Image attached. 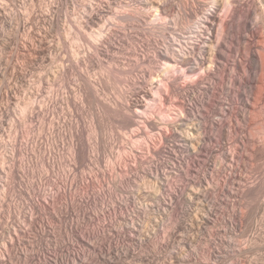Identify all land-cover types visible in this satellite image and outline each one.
Instances as JSON below:
<instances>
[{
	"label": "rangeland",
	"instance_id": "obj_1",
	"mask_svg": "<svg viewBox=\"0 0 264 264\" xmlns=\"http://www.w3.org/2000/svg\"><path fill=\"white\" fill-rule=\"evenodd\" d=\"M4 1L12 2L13 0H0V2ZM75 1L69 0L67 2H64L63 0H48V3H58L60 14L59 25L61 31L64 28H68V22L73 19L75 11L74 9L76 5ZM106 1L109 2L110 0H81V4L83 3L84 5H91L88 13H92L93 16H96L99 14V9L104 7ZM127 1L129 2V0H113L112 2L116 3L114 7L115 10L117 8L119 10H122V7L119 5L124 2L125 6ZM191 1L192 3L187 1V8L189 9L188 13L194 12L196 10L194 13L197 12L196 15L198 17L203 15L208 4H212V0H197L198 3L194 0ZM41 2H43L44 5L47 4L46 1L35 0L36 14L32 18L33 24H38V26L41 28L40 32L37 31V33L35 30H39V27L33 26V30L35 31L33 32V34L36 33L34 39L35 43H31L30 41L27 43V27L26 31H24V29H20V32L17 30L19 29V24L16 25V23H20V20H18L17 22L14 21L13 23L16 22L15 24L11 23L12 25L10 24V27H7V31L2 32L3 34H0V114L5 109L9 110V116L6 122L3 125L0 123V168L3 169L0 170V263L8 264L11 262L15 264H57L59 262L61 264H264V79L262 77V75L264 76V72H260V68L255 70L253 74L257 75H253V79H257H255L256 81H252V85H254L247 88L242 87L240 79H242L244 67L242 68L243 65L241 66L240 64L243 63L242 56L239 55V58L237 57V39L234 40L235 38H237L236 28H238V23L240 22V15L244 13L242 20L244 21L246 19V22H244L248 25L253 22V19L255 18V16L252 15L253 13H251V5L253 4H249L251 7L247 6L246 4H244L245 6H229V9L227 8L228 10L226 8H223L224 10H221V12L219 13V16L223 17L222 20L224 21L225 19V22L230 27V31L225 32L226 34H224L223 32V34L226 35L223 36V34H220L222 33V31L220 32L219 30L221 29V25H219V23L217 25L219 27V29L217 27L219 31L217 32L218 37L216 38V40H222H218L219 45L221 46L220 52H224L223 57L226 58L221 59V62L217 65L216 68L219 69V71L215 69L216 72L213 71V73L211 74H208L209 71H203V74L201 73L202 75L200 74L199 76L202 77H196V81H193L195 80V78L193 80L190 78L192 80L190 81V79H186L185 77H183V72H179L177 73V75L175 74L177 77L174 76L173 73H170L173 76L172 77L170 75L171 78L168 76L169 74H166L162 77L165 81H170L172 79L170 82H172L174 79V86L178 87L180 90L182 88H185L182 90H191L190 98H195V107L193 106L194 112L192 111L191 115L199 110L200 113L203 114V116H199V111V114L197 113V115L199 117H203L204 119L206 115V105L210 101V99L214 98L215 101L213 103L215 104V110L212 113L210 112L211 114L209 113V115H206V117L209 120L215 118L217 119V121L218 119L221 120L220 118H224V125L227 126V129L231 126L229 123L231 110L228 109V107L232 109L236 106V104H234V101H230L232 100V97L227 98V95L222 93V87L224 89H226L227 87H232L233 92L235 91L237 93L240 92L241 94H247L251 99L250 106L247 108L248 110L245 109L247 110L246 115L248 114L247 118L249 121L247 127L245 126L247 128V131L245 130L243 135L248 137V139L251 138V140L255 141L254 145L252 144L253 148L251 146V151L246 150L244 151V154L242 153L243 159L245 160H243V163H240L241 165H238L236 160L238 158L237 156H239L238 153L232 152L233 145L230 146V144L232 143L231 140H229V142H231L230 144L228 143V140L222 144L224 148L219 145L217 149L218 153L212 155L213 158L211 160L215 161L219 160L220 157L224 155L223 153L225 151V153H227L228 155L232 153L233 156H230L231 158L229 157V161L227 160V162L225 163V168L223 169V171L221 170L220 174V179L224 180L230 172V174L227 176V178H230L227 186L228 189H226V187L223 188V192L220 191L221 195L219 194L218 197L216 196L217 198L215 197V195L212 196V199L217 200L215 201V203L216 208H218L216 209V212L211 216L210 221L206 222L205 218L207 216L208 210L202 207V203L198 201L190 202L187 197L188 195H190V193L193 192V190L194 192H196V190L201 188L197 185V183H195L194 185V183H190V181L192 180V178L196 181V177L200 179V177H202V175L204 174V163L207 161V158L211 156V154H209L208 152L210 150L206 146L205 151L204 149H202L201 152H199L200 156H196L193 154V150H191L192 147L189 152H185V149L182 148L183 140L185 138L183 131L186 130V126L180 127V130L178 131L179 133L173 131V127L171 126L172 121H169L171 120L172 115V113H169L171 111H168V109H170V104L167 103L166 106H164L165 108H159V101L157 100V98L159 99V97H157V95L155 94V91L157 89H159L161 86L163 87L162 84L159 85V78H161V75L164 74L161 72V70L163 69V67H165V60L162 58H153V49H155V47L158 45L160 47H163V43L164 45L170 44L168 42L173 39L172 35L174 34V32H182V35H180L181 33H177L178 36L180 35V37L178 38L182 43L185 42V38L188 41L194 37L196 38V36L197 40L199 39L200 41L201 38L198 37L197 33L194 32L196 30L191 29V26H193V24L195 23L194 21H196V15L194 13H191V15L189 14L188 17L186 15L187 18L185 17L184 20L180 18L182 23H180L181 21L179 22L178 20L179 24L176 25L177 27H175V25H172V29H169L168 33H166V31L164 33L166 35L163 36V32L159 30L160 28H155L154 30L151 27L153 23L156 24L157 22L158 24L159 22H161V20L154 21V19L156 18L155 14H157L156 8L153 9L151 7V9L150 7H148V9L147 7H145L143 9L141 6L133 5V8H129H138L136 10L139 11V14H136L137 16L135 15L136 18L138 20L140 17V20H142L143 18L141 22L135 20L137 23H134H139V25L135 24L134 27L138 26V28L132 27L133 30L132 28H130L131 32L133 33H131L130 36H126L122 34V32L119 33V31H121V28L119 26H121V24L123 25V23H119L116 27L112 26L111 32H109V35L106 37L107 39L105 38L102 42L104 46L102 47V49L104 50L107 47V49L109 48L108 52H101L102 54L98 55L96 52H94V55L97 56V58L95 56H90L91 60L89 59V62L91 61L95 63L88 62L89 66H86L88 65V63H82L81 66L79 65L80 67L78 66L77 68L76 66H74L73 61L69 63L71 61H69V58L72 59V56L66 53L67 49H63V47L61 49L58 45H56V41L59 40V33L57 32L56 28L52 29L48 24H44L42 19L43 9L39 7ZM205 2L208 4H206ZM198 4L199 6H197ZM200 5H202L203 7H201ZM196 6L198 8H196ZM171 9V11H169L171 12V15L173 17L176 15V12H173V9L174 11L176 9L174 7H172ZM0 11L2 12V10ZM200 11L203 12L200 13ZM172 12L175 14L173 15ZM93 13H95V15ZM1 14H3V12ZM139 15L140 17L138 18ZM190 16L193 18H191ZM172 17H168L167 20L170 21L171 19H173L171 20V22H173L174 18ZM189 23L191 24V26ZM92 24L89 23L83 33L77 30L69 31V37L72 39V42L79 43V41L76 39L80 35V37H82V40L84 38L83 41L88 46L87 42L90 41V38L88 41L87 38L93 32L92 28L95 27L94 30L97 29V26H94V24L92 26ZM0 26H2V24ZM147 28H149V30H147ZM257 30H259L258 32H263L264 36V27L262 25H257V27L255 26L251 28L248 33L252 34ZM190 31H193V33H195L196 35L192 32L190 33ZM172 32L173 34H169ZM232 38L234 41L232 40ZM40 40H43L46 45L44 44V46L41 44L39 46V43L42 42ZM46 41L49 43H47ZM247 41L248 43L250 42L249 39H247ZM172 42L173 41H171V44ZM262 42V40L261 42L259 41L258 45H262L264 43ZM29 43L31 44L29 45ZM36 47H38L39 49ZM45 47L47 49H45ZM58 47L60 48V50ZM36 49L38 51H36ZM41 49H43L44 51ZM39 50H41L43 54ZM255 50H258V52L260 51L262 53V50ZM29 52L31 55L29 54ZM65 54L67 55V57L65 56ZM57 55H59L60 59L65 57L64 59H66V62L69 63L72 68L69 66L70 69H67L69 71H66V74H64L63 76L60 74L56 75L57 77L51 75L52 77L50 76L51 79L49 83L46 82L44 84V90L45 92H47V94L45 93L41 98L48 96V93H50L51 90L53 92H67V94L71 98H73L71 103L72 105L70 107L69 105L61 104L62 111H60L59 113L61 114V116H63L62 120H59L54 116H49L46 117V122H43V124L40 120V122H36L32 126L28 125L27 111L26 114L22 111L27 103V84L25 81H27V78H32L34 81H37L42 73L45 74L51 72H46V69H49L47 66L52 65L49 64L51 63V59L52 57H56ZM47 56L49 57V59ZM140 56L143 59H141ZM146 56L147 58H145ZM260 56L261 55H258L257 53L259 61L261 59ZM234 61H236L239 66L237 67L238 69L233 72L234 75L236 74L235 76L237 82H235L234 85H230L232 76L230 70L233 71V69L231 68L234 64ZM42 62H44V66L46 68H42V66H40ZM221 63L224 64V68L222 67ZM226 66H228L229 69L228 67L226 68ZM225 68L227 71L225 70ZM85 69L88 73V75L86 74V77H88L89 79L97 80V86L100 89L99 98L101 100L93 103L95 99L94 97H91V94L90 98L89 96H86L84 102L79 103V106H73L74 99L77 100L76 96H79L81 94L80 87L83 86L86 88L88 86V83L85 82L88 80V78H82L79 74L80 71H84ZM257 72H260L261 75H258L260 73ZM179 74H181L182 76H179ZM223 74L225 76L224 82L221 81V77H223ZM158 75H160V77ZM85 78L87 80H84ZM175 79L177 80L175 81ZM260 79H262V82ZM89 81L90 80H88V82ZM220 84H222V86H220ZM217 86L218 88L216 90ZM213 87L215 89H213ZM162 89L164 91V88ZM148 92L153 93L148 97H145L144 93L147 94ZM233 92L232 94H234ZM14 94H16V100H10V96ZM129 103L132 105L134 103L131 109L128 108ZM135 104L137 105V107ZM109 105H112V107L107 111L106 109L109 107ZM149 105L150 107H148ZM149 109L151 110V112ZM45 113L46 112L44 111L43 115ZM142 113L145 114V116H149L150 121L152 119L155 120L156 122L152 120L153 123L157 124L160 127L159 128L157 126L158 129L161 130H158L156 127V130H154V132L150 131V129H144L142 131V135L145 138L148 135H152L153 141L151 142H154L155 145L154 143L150 142L149 145L152 144L150 147H148L149 145L147 146L146 144H138V141H140L141 139H127L126 141L124 139V137L130 135V133H132L134 129H137L139 128V126H141V120L147 117H143L141 115ZM65 118H67V121L65 120ZM70 119L71 123L68 122L70 121ZM53 121H55L56 123ZM54 123L56 124V126L54 125ZM159 123L163 126H166L168 124L169 129L167 126L163 129V126L159 125ZM42 125H44V127H42ZM53 125L55 126L54 128L56 130L54 128L52 129ZM30 127H33V132L31 134L29 131L31 129ZM77 127H80V129L82 130V139L78 138L81 136L77 137L75 135ZM50 128L51 130H54L53 133ZM167 130L169 131V134ZM172 131L174 133H172ZM188 131L189 126H187V132ZM160 132L163 133V135L161 134V136L164 139H161V137L159 136ZM54 133L55 136L53 135ZM216 133L217 130L216 132H213V135L211 134V136H213L214 138ZM36 136L38 137V139ZM39 136H45L46 138ZM50 136L53 137L49 138ZM30 137L31 139L29 140L31 145H35L40 139H42L39 141L40 143L38 142L39 144L37 143L41 147L36 145L38 148H40L37 152L38 148L36 147L37 149L35 150V153H33L35 157L44 155L43 153H45V151L42 149H46L47 144L54 139L52 143H50V146H48H53L54 148V146L56 145V150L54 149V153L57 152L58 155L57 153H55L54 156L58 157L60 155V159H58L61 161H63V158L61 157L68 158L70 160L72 158L70 143L71 140L73 141V137H76L74 140H76L77 143L79 141V143L81 144L85 142L84 144L86 146H84L87 149H92V151L94 153H97V155L91 157V159L87 162V166L80 168H77L74 162H70L68 164L64 159L65 162L60 163L64 165L59 166L60 164H58L55 169L49 168L48 170L52 169L51 171H49L50 173L48 172V170H46V167L39 165L37 162L34 168H32L30 171H27L26 143L27 139ZM61 138L64 140L63 142ZM46 139H48V141L47 143L45 142V144L44 141ZM13 140H16V150L14 152V142L13 144L11 143ZM256 140L258 141L256 142ZM133 141H136L137 144ZM57 142L59 143L57 144ZM58 145L62 146H59L61 149L59 147L56 148ZM145 145L149 149L145 147ZM176 145L179 147H176ZM140 147H142L143 149H141ZM130 148H134V150L136 149L135 154L137 157H134L135 159L130 156V159H126L122 162L123 165H119L122 169H120V167L118 166L115 172L106 170L109 160H112L117 156L123 158L122 156H126L125 153ZM172 149L176 151L174 152ZM229 151L231 152L230 154ZM30 153L32 156H34L32 152ZM59 153H61L62 155ZM189 153H192L193 155L191 154V156ZM192 157H194V159L196 157L195 161H197L195 162ZM232 157H235V160L233 161L238 166L231 160ZM95 160L99 161L97 162ZM175 160L179 161L177 164L179 169L182 168L181 170L184 171V173L187 172L188 174V176L185 174L183 175H185L189 179L191 178L189 181L187 179L178 181L180 185H178L177 190H181L177 192V194L179 193V195L181 196L184 195L183 200L182 198L181 200L179 198L177 199V203L176 201L174 202L176 203L173 205L175 209L168 205L170 203L169 201H166L165 204L163 203L160 209L155 207V204L154 207L151 208V206L149 205L154 203V201L153 198L151 200V196L149 195L150 191L148 192V190H150V188L148 189V182L144 184L145 180H143L144 183L139 180L135 181V177L134 180L129 181L126 179V176H130L133 179V174H135L136 169L138 171H143V167H148L150 165H153V163L154 165L158 163L157 165L160 167L161 171L168 170L169 173H171L170 168L172 164L176 163ZM126 162L128 163V165H126ZM212 162L213 161H211L210 164H212ZM12 163L16 164V171L14 173H12L11 170ZM65 165H67V167ZM58 166L61 171L58 169ZM94 166H98L101 171H93ZM53 170L57 172H53ZM68 171L72 172L73 175ZM82 172H87L94 176V181L90 185L89 189L82 186L85 189L83 190L81 185L79 186L77 184L78 182L81 183L80 181L83 180H81L82 177H78L82 176ZM108 172L111 174H109ZM59 173H61L62 176H60ZM65 173L69 174L70 176H66ZM113 173H116L114 174L116 177L115 183L111 182L110 179V177H114V175H112ZM231 173L234 176H232ZM57 174H59V176H56ZM208 175L210 178L209 181L213 182L216 176L214 167H211ZM171 176L172 175H170L169 177V179L171 178V181H169L168 179L165 180V182L163 181V184L165 185L164 191L167 192L166 194L170 193L169 190L172 187V180L174 179V177ZM65 178L70 179L67 180ZM70 183L73 184L69 186ZM255 184H259L262 192L261 195L255 199L245 198L244 192L247 186H252ZM66 185H68V187ZM76 185H78V187ZM67 188H73L74 190L65 193L64 191ZM230 188L233 189L232 192H230ZM61 192L64 193L62 194ZM232 193L235 194L233 195ZM72 199L76 200L72 201ZM33 205H35L36 208ZM147 205L148 208H144ZM44 206L48 207V211L45 212V210H43ZM139 207L141 209L143 208L142 211H140L141 209ZM68 208L70 209L71 213L66 212ZM78 208H83V210H87L90 214H87L86 217L80 216V219H78L75 213ZM145 209H149V212H147L146 214L145 211H143ZM229 222H234L235 226L231 227L232 225H230ZM71 225L75 227L73 233H70V230L67 228V226L70 227ZM141 234H151L154 237L147 239V241H145V243L141 245L138 242ZM78 237H85V242L81 241ZM128 250L130 251L129 256L126 254ZM1 257L3 258V260Z\"/></svg>",
	"mask_w": 264,
	"mask_h": 264
},
{
	"label": "bare ground",
	"instance_id": "obj_2",
	"mask_svg": "<svg viewBox=\"0 0 264 264\" xmlns=\"http://www.w3.org/2000/svg\"><path fill=\"white\" fill-rule=\"evenodd\" d=\"M43 1H46V5H44V3L43 2H41L40 3V8H42L43 10H42V19H43V22H44V24H48L49 26H50V28H56V30H57V32L59 33L58 34V38H59V40L58 41H56L57 42V44L56 45H58L61 49H62V47H63V49L64 48H66L67 49V51H66V53H68L70 56H72L71 58L73 59H70L69 58V56H68V58H69V63H71L72 61H73V63H74V66H76L77 68H78V66L80 65L81 66V64L83 63H88L89 62V59L93 56H95L94 55V52H96L97 53V55L98 54H102L103 52L105 53H107L108 52V50H109V48L107 49V47L103 50L102 49V47H104L103 46V41H104V39L109 35V32H111V28H112V26H117L119 23H123V25L121 24V26H119L120 28H121V31H119V30H117V31H119V33H121L122 32V34H124V35H126V36H130V34L131 33H133V32H131V30H130V28H132V27H134V25L137 23L135 20H138L137 18H136V14H139L138 12L139 11H137L136 9H138V8H134V9H130L129 7H131V8H133V5H135V6H141L143 9L145 8V7H152L153 9L154 8H156V12H157V14H155V19H154V21H159V20H161V22H159L158 24H157V22H156V24L155 23H153L152 24V28L155 30V28L157 29V28H160L159 30H161L162 32H163V36L164 35H166V34H164L166 31V33H168V31H169V29H172V25H175V27H177L176 25L177 24H179V22L181 21L180 20V18L181 19H185V17H186V15H187V17H188V15L190 14L191 15V13H194V12H191V13H188L189 11V9L187 8L188 6H187V4H188V2L187 1H189V2H191L192 3V1L191 0H129V2L127 1V3L125 4V6H124V2L122 3V4H118L119 6H121L120 8L122 9V10H119L118 8L115 10V2H112L111 0V2L109 1H106V4H104V7L103 8H101V9H99L100 11L98 12L99 14L98 15H96V16H93L92 15V13L91 14H89L88 13V10H90L89 8L91 7V5L89 6L88 4H86V5H84L83 3L81 4V0H74L75 1V11H74V16H73V19L70 21V22H68V28H64L62 31H61V29H60V25H59V20H60V14H59V7H58V3L56 4V2H49L48 3V0H43ZM64 2H67V1H69V0H63ZM194 1H197V0H194ZM73 2V1H72ZM100 2V1H99ZM101 2H103V1H101ZM209 2V1H208ZM118 3V2H117ZM197 3H198V1H197ZM203 3V2H202ZM206 3V2H205ZM250 3H252L253 5H251ZM74 4V3H73ZM101 4V3H100ZM201 4V3H200ZM206 4H208V3H206ZM244 4H246L247 6H252V9H251V13H253L252 15H254L255 16V18L253 19V22H251V24L250 25H248L247 23H245L246 21V19L243 21L242 19V17L244 16V13L242 14V15H240V22L238 23L239 25H238V28H236L237 29V38H235L234 40H236L237 39V41H236V44L238 45V47L237 46H235V47H237V49H238V52H237V57L239 56V55H241L242 56V62L243 63H240L241 64V66H242V68L244 67V73H243V76H242V79H240L241 80V83H242V87H244V88H247V87H251V86H253L252 85V81H256L255 79H257V78H255V79H253V75H255V74H253V72L255 71V70H257V69H259L260 68V72H264V53H263V51H264V36H263V32L261 33V32H258L259 30H260V27H259V30H257V31H255V32H253L252 34H249L248 33V31L249 30H251V28H253V27H257V25H262L263 27H264V0H212V4H208V6H207V8H205V11H204V13H203V15H201L200 17H198L197 15H196V13H194L196 16H195V20L196 21H194L195 23L193 24V26H191V24H190V26H191V29H193V30H196V31H194L195 33H197V35H198V37H200L201 38V40L199 41V39L197 40V36H196V38L194 37V38H192L191 40H188L187 41V39L185 38V42L184 43H182V42H180L179 41V38L178 37H180V35H182V32H180V33H178V31H177V33L178 34H180L179 36L177 35V33L176 32H174V34H173V32L172 33H169V34H173L172 35V37H173V39L171 40V41H173L172 42V44H171V41L170 42H168V43H170V44H167V45H164V43L162 44L163 45V47H160L159 45L158 46H156L155 47V49H153V51H154V53H153V58L154 59H156V58H162V59H164L165 60V63H164V66L165 67H163V69L161 70V72L162 73H164L163 75H161V78H159L160 80V84L159 85H163V87L161 86L159 89H157L156 91H155V89H154V91H155V94L157 95V97H159V99L157 98V100L159 101V108H162V107H164V106H166V104L168 103V104H170V109H168V111L170 110L171 112H169L170 114L172 113V115H171V120H169V119H166V120H169V121H172V125L171 124H169V125H171L172 127H173V131H175V132H178L179 130H180V127H185L186 126V133H185V131H181L185 136V138H184V140H183V149H185V152H189V150L191 149V147H192V149L191 150H193V154L194 155H196V156H200L199 155V152H201V150L202 149H204V151H205V147L207 146L208 148H209V150L210 151H208L209 152V154H211V156H209L208 158H207V161L204 163V165H205V167H204V170H203V172H204V174L202 175V177H200V179L198 178V177H196L197 178V180L195 181V180H193V178H192V180L190 181V183H194V185H195V183H197V185L198 186H200L201 188H197L198 190H196V192H194V190H193V192L192 193H190V195H188V200L190 201V202H196V201H198V202H200V203H202V207L205 209H207L208 211H207V216H206V218H205V221L206 222H209L210 221V218H211V216L216 212V209L218 208H216V203H215V201H217V200H214V199H212V196H214L215 195V197L217 196H219V194H220V191L221 192H223V188H225L226 187V189H228L227 188V186H228V181H229V177L227 178V176L230 174V172H229V174L226 176V179H224V180H222V179H220V174H221V170L223 171V169L225 168V163L227 162V160L229 159V157L230 156H233L232 155V153L229 151V154L230 155H228L227 153H223L224 155H222V157H220V159L219 160H211L212 158H213V156L212 155H214L215 153H218L217 152V149H218V146L219 145H221L222 146V144L223 143H225V141H227L228 140V143L230 144L231 142V144H230V146L231 145H233L232 146V148H233V150H232V152L233 153H238V155L239 156H237L238 158L236 159L237 160V163H238V165H241L240 163H243V160H245V159H243V156H242V153L244 154V151H251V149L253 148V145H254V140H251V138H249L248 139V137H246V136H244L243 134H244V132H245V130L247 131V124H248V118H247V115H246V111L248 110L247 108L250 106V101H251V99H250V96L249 95H247V94H244V93H237V92H233V90H232V87H227L226 89H227V92H226V89H224L223 87H222V89H221V91H222V93L223 94H226L227 95V98L228 97H232V100H230V101H234V104H236V106L234 107V108H229L228 107V109H230L231 111V117H230V120H229V123H230V127L227 129L226 127V125H224V123H225V121H224V118L222 119V118H220L221 120H219L218 119V121H217V119H207V117H206V115H209V113L211 112H213L215 109H214V106H215V104L213 103L215 100H214V98L213 99H210V101L207 103V105H206V109H205V118L203 119V117H199V116H203V114H201L200 113V111H199V113L201 114H199L198 113V111L197 112H195V113H193L192 115H191V112L193 111V106L195 107V105H194V100H195V98L193 97V98H190V95H191V93H190V91L191 90H182V89H185V88H182L181 90L178 88V87H175L174 86V84H173V81H174V79H173V81L172 82H170L169 80L168 81H165L164 80V78H162L164 75H166V74H169L168 76L170 77V73H173V75L174 76H176L177 75V73H179V72H183L182 73V75H183V77H185L186 79H194L195 78V80H193V81H196V77L198 78L199 76H200V74L202 73L203 74V71H209V73L208 74H211V73H213V71L214 72H216V70L215 69H217L216 67H217V65L221 62V59H226L225 57H223V53L224 52H220V45H219V42H218V40H216V38L218 37L217 36V32L220 30V32L222 31V33H220L221 35L223 34V32H224V34H226L225 32H227V31H230L229 30V26H228V24L225 22V19H224V21L222 20V18L223 17H221V16H219V13L221 12V10H224L223 8H228L229 9V6H231V7H234V6H245ZM250 4V5H249ZM99 5V4H98ZM117 5V6H118ZM131 5V6H130ZM193 5V4H192ZM194 5H195V2H194ZM116 6V7H117ZM134 6V7H135ZM197 6H199V4L197 5ZM196 6V8H198ZM201 7H203L202 5H200ZM206 6V5H205ZM250 6V7H251ZM169 7H174L176 10L174 11V9H173V12H176V15L175 16H173L172 17V15H171V8H169ZM192 7V6H191ZM140 8V7H139ZM151 8V9H152ZM195 8V9H196ZM249 8V7H248ZM94 9V8H93ZM141 9V8H140ZM149 9V8H148ZM150 9V10H151ZM171 9V10H170ZM227 9V10H228ZM0 10H2V12H3V14H1L2 12L0 11V25L2 24V26H0V31H1V33L0 34H3L2 32H6L7 31V27L11 24V23H13L14 21H18V20H20L21 22L20 23H16V25L17 24H19V29H17L19 32L21 31L20 29H24V31H26V27H27V43L30 41L31 43L32 42H34V39H35V34H33V32H37V31H39L40 32V27L38 26V24L36 25V24H33V20H32V18H33V16L36 14V9H35V0H13L12 2H9V1H4V2H0ZM92 10V9H91ZM97 10V9H96ZM170 10V11H169ZM191 10V9H190ZM198 10V9H197ZM142 11V10H141ZM140 11V12H141ZM152 11V10H151ZM199 11V10H198ZM89 12H91V11H89ZM172 12V14L174 15L175 13H173ZM201 12H203V11H200V13ZM96 13V12H95ZM95 13H93L94 15H95ZM145 13V12H144ZM193 14V15H194ZM90 15V16H89ZM91 15H92V17H91ZM136 15V16H135ZM144 15V14H143ZM192 15V16H193ZM251 16V15H250ZM140 17V15L138 16V18ZM146 17V16H145ZM151 17V16H150ZM168 17H172V18H174V21L173 22H171V20H173V19H171V18H169V19H171L170 21H168L167 19H168ZM186 17V18H187ZM191 17V16H190ZM246 17V16H245ZM141 18V17H140ZM140 18H139V22H141L142 20H143V18H142V20H140ZM191 18H193V17H191ZM253 18V17H252ZM189 19V18H188ZM145 20V19H144ZM178 20H179V22H178ZM187 20V19H186ZM191 20V19H190ZM41 21V20H40ZM150 21V20H149ZM153 21V22H154ZM134 22H136V23H134ZM183 22H185V21H183ZM188 22V21H187ZM186 22V23H187ZM190 22V21H189ZM225 22V23H224ZM15 23H13V24H15ZM89 23H93L94 24V26L96 25L97 26V29H95L94 30V28L95 27H93L92 29H93V32L89 35V37L87 38V41L89 40V38H90V41H88L87 43H88V46L86 45V43H84V38H83V40H82V37H80V35L77 37V39L76 40H78L79 41V43L78 42H76V43H74V42H72V39L69 37V31H72V30H77V31H79V32H81V33H83V31L84 30H86L85 28H87V26H88V24ZM180 23H182V21L180 22ZM218 23H219V25H221L220 26V28L221 29H219V27L217 26L218 25ZM93 24H92V26H93ZM142 24V23H141ZM12 25V24H11ZM32 25V26H31ZM136 25H139V23L138 24H136ZM146 25H147V23H146ZM184 25V24H183ZM33 26H38L39 27V30H33ZM143 26V25H142ZM150 26V25H149ZM180 26V25H179ZM188 26V25H187ZM186 26V27H187ZM10 27V26H9ZM12 27V26H11ZM17 27V26H16ZM30 27V28H29ZM43 27V26H42ZM114 27V28H115ZM118 27V28H119ZM174 27V26H173ZM181 27V26H180ZM217 27H218V29H217ZM117 28V29H118ZM134 28H138V26L137 27H134ZM185 28V27H184ZM262 28V27H261ZM43 29V28H42ZM45 29V28H44ZM90 29V28H89ZM152 29V30H153ZM174 29H176V28H174ZM173 29V30H174ZM186 29V28H185ZM235 29V30H236ZM9 30V29H8ZM29 30V31H28ZM32 30V31H31ZM46 30V29H45ZM113 30V29H112ZM115 30V29H114ZM132 30H133V28H132ZM147 30H149V28H147ZM151 30V31H152ZM172 30V31H173ZM181 30V29H180ZM262 30V29H261ZM47 31V30H46ZM124 31V32H123ZM135 31V30H134ZM137 31V30H136ZM254 31V30H253ZM263 31V30H262ZM15 32V31H14ZM43 32V31H42ZM89 32V31H88ZM159 32V31H158ZM161 32V33H162ZM171 32V31H170ZM185 32V31H184ZM193 33V31H190V33ZM38 33V32H37ZM86 33V32H85ZM160 33V34H161ZM189 33V34H190ZM195 33H193V34H195ZM229 33V32H228ZM235 33V34H236ZM25 34V33H24ZM41 34V33H40ZM48 34V33H47ZM223 34V36H226V35H224ZM19 35V34H18ZM18 35H17V37H18ZM22 35V34H21ZM42 35V34H41ZM121 35V34H120ZM168 35V34H167ZM196 35V34H195ZM234 35V34H233ZM5 36V35H4ZM85 36H87V35H85ZM191 36H192V34H191ZM2 37H3V35H2ZM23 37V36H22ZM44 37H46V36H44ZM83 37H84V35H83ZM220 37H222V36H220ZM235 37V36H234ZM171 38V37H170ZM191 38V37H190ZM13 39V38H12ZM19 39V38H18ZM37 39V38H36ZM107 39V38H106ZM247 39H249V43H248V41H247ZM38 40V39H37ZM46 40V39H45ZM49 40V39H48ZM184 40V39H183ZM232 40H233V38H232ZM233 40V41H234ZM261 40L263 41L262 43V45H258V42L260 41L261 42ZM40 41H42V42H40L39 43V46L42 44V45H44L45 43H44V41L43 40H40ZM187 41V42H186ZM219 41H222L221 39L219 40ZM247 41V42H246ZM47 42V41H46ZM85 42H86V40H85ZM31 43H29V45L31 44ZM35 43V42H34ZM47 43H49V42H47ZM105 43H106V41H105ZM166 43V42H165ZM222 43V42H221ZM247 43H248V45H247ZM52 44V43H51ZM156 44V43H155ZM233 44H235V43H233ZM37 45V44H36ZM46 45V44H45ZM44 45V46H45ZM21 46V45H20ZM35 46V45H34ZM38 46V47H39ZM44 46H43V49H44ZM52 46V45H51ZM110 46V45H109ZM117 46V45H116ZM228 46V45H227ZM29 47V46H28ZM38 47H36V48H38ZM42 47V46H41ZM47 47H49V46H47ZM58 47V48H59ZM231 47V46H230ZM234 47V48H235ZM10 48V47H9ZM30 48V47H29ZM60 48H59V50H60ZM7 49V48H6ZM27 49V48H26ZM34 49V48H33ZM39 49V48H38ZM43 49H41V50H43ZM45 49H47L46 47H45ZM50 49V48H49ZM53 49V48H52ZM255 49H259V50H262V53L259 51L258 52V50L256 51ZM17 50V49H16ZM31 50V49H30ZM41 50H39V51H41ZM227 50V49H226ZM13 51V50H12ZM36 51H38L37 49H36ZM44 51V50H43ZM65 51H64V53H65ZM231 51V50H230ZM42 52V51H41ZM46 52V51H45ZM52 52V51H51ZM63 52V51H62ZM102 52V53H101ZM117 52V51H116ZM258 53V55H261L260 56V61H259V59H258V57H257V53ZM14 53V52H13ZM48 53H49V51H48ZM60 53V52H59ZM119 53V52H118ZM122 53V52H121ZM138 53V52H137ZM11 54V53H10ZM29 54H30V52H29ZM42 54H43V52H42ZM61 54H63V53H61ZM61 54H60V57H61ZM108 54H110V53H108ZM120 54V53H119ZM226 54V53H225ZM15 55V54H14ZM31 55V54H30ZM35 55V54H34ZM40 55V54H39ZM52 55V54H51ZM114 55V54H113ZM117 55V54H116ZM115 55V56H116ZM139 55V54H138ZM45 56V55H44ZM58 56V57H57ZM56 57H52V59H51V63H49V64H52L51 66H47L49 69H46L47 71L46 72H48V71H51V72H49V73H45V74H41L40 75V77H39V79L37 80V81H34L32 78H27V81H25L26 82V84H27V103H26V105H25V107L22 109V111L23 112H25V114H26V111H27V124L28 125H33V124H35L36 122H40V120H41V122H42V124H43V122H46V117H49V116H54V117H56V118H58L59 120H62L63 119V116H61V114L59 113L60 111H62L61 110V104L62 105H69L70 107H71V103H72V100H73V98H71L68 94H67V92H57V91H52L51 90V92L50 93H48V96H46V97H44V98H41V97H43V95L46 93L47 94V92H45V90H44V84L47 82V83H49V81H50V79H51V75H53V76H56V75H58V74H60V75H64V74H66V71H69V70H67L68 68H69V66H70V64L69 63H67L66 62V59H64V58H61L60 59V57H59V55H57ZM65 56L67 57V55L65 54ZM91 56V57H90ZM142 56V55H141ZM141 56H140V58H141ZM145 56V55H144ZM148 56V55H147ZM147 56L145 57V58H147ZM225 56V55H224ZM228 56H229V54H228ZM35 57V56H34ZM36 57H37V55H36ZM42 57V56H41ZM48 57V56H47ZM63 57V56H62ZM96 58H97V56H95ZM99 57H100V55H99ZM117 57V56H116ZM18 58V57H17ZM44 58V57H43ZM67 58V59H68ZM139 58V57H138ZM144 58V59H145ZM229 58V57H228ZM228 58H227V60H228ZM234 58V57H233ZM239 58V57H238ZM38 59H39V57H38ZM48 59H49V57H48ZM99 59V58H98ZM101 59H103V58H101ZM100 59V60H101ZM141 59H143V58H141ZM152 59V58H151ZM235 59V58H234ZM41 60V59H40ZM91 60V59H90ZM99 60V61H100ZM107 60V59H106ZM112 60V59H111ZM135 60V59H134ZM226 60V61H227ZM233 60V59H232ZM236 60H237V58H236ZM3 61V60H2ZM1 61V62H2ZM117 61V60H116ZM119 61V60H118ZM136 61V60H135ZM138 61V60H137ZM140 61V60H139ZM223 61V60H222ZM241 61V60H240ZM7 62V61H6ZM91 62V61H90ZM89 62V63H90ZM104 62V61H103ZM109 62H111V61H109ZM231 62V61H230ZM89 63H88V65H86V66H89ZM91 63H95V62H91ZM116 63H119V62H116ZM125 63V62H124ZM144 63V62H143ZM226 63V62H225ZM2 64V63H1ZM6 64H8V63H6ZM97 64V63H96ZM129 64V63H128ZM131 64V63H130ZM158 64V63H157ZM222 64V63H221ZM3 65V64H2ZM1 65V66H2ZM36 65V64H35ZM72 65V64H71ZM100 65V64H99ZM223 65L224 64H222V67H223ZM229 65V64H228ZM10 66V65H9ZM9 66H8V68H9ZM40 66H42V68L43 67H45L44 66V62H42L41 64H40ZM79 66V67H80ZM85 66V67H86ZM92 66V65H91ZM133 66H134V64H133ZM149 66H151V65H149ZM39 67V66H38ZM71 67V66H70ZM118 67V66H117ZM131 67V66H130ZM228 66H226V68H227ZM237 67H239L238 66V64L236 63V61H234V64H233V66H232V68L231 69H233V71L232 70H230L231 71V80H230V85H234L235 84V82H237V79H236V74L234 75V73L233 72H235L238 68ZM46 68V67H45ZM72 68V67H71ZM73 68H75V67H73ZM83 68V67H82ZM88 68V67H87ZM113 68V67H112ZM162 68V67H161ZM219 68V67H218ZM224 68V67H223ZM226 68H225V70H226ZM1 69V68H0ZM70 69V68H69ZM228 69H229V67H228ZM76 70H78V69H76ZM155 70V69H154ZM160 70V69H159ZM218 71H219V69H217ZM240 70V69H239ZM45 71V70H44ZM73 71V70H72ZM80 71V70H79ZM113 71V70H112ZM158 71V70H157ZM227 71V70H226ZM1 72V71H0ZM6 72V71H5ZM4 72V73H5ZM75 72V71H74ZM160 72V71H159ZM260 72H257V73H260ZM7 73V72H6ZM68 73V72H67ZM80 75H81V77L83 78V77H86L87 75H88V73H87V70L85 69L84 71L82 70V71H80V73H79ZM87 74V75H86ZM176 74V75H175ZM201 74V75H202ZM206 74V73H205ZM204 74V75H205ZM264 74V73H263ZM181 74H179V76H180ZM181 75V76H182ZM207 75V74H206ZM214 75V74H213ZM257 75V74H256ZM255 75V76H256ZM258 75H261V73L260 74H258ZM51 76V77H50ZM159 77H160V75H158ZM172 76V75H171ZM178 76V77H179ZM216 76V75H215ZM57 77V76H56ZM55 77V78H56ZM173 77V76H172ZM177 77V76H176ZM202 77V76H201ZM201 77H199V78H201ZM204 77H206V76H204ZM262 77H263V79H264V76L262 75ZM54 78V79H55ZM86 78H88V77H86ZM84 79V80H87V79ZM168 78V77H167ZM171 78V77H170ZM169 78V79H170ZM184 78V79H185ZM259 78H260V76H259ZM1 79V78H0ZM57 79V78H56ZM178 79V78H177ZM177 79H175V81L177 80ZM183 79V78H182ZM190 79V81H192ZM225 76H224V74H223V77H221V81L222 82H224L225 80ZM83 80V81H84ZM88 80H90L89 82H88ZM88 80L87 81H85L86 83H88V86L85 88V87H80L81 88V90H80V95L79 96H76V98H77V100L76 99H74V104H73V106H79V103H83L84 102V99H86V96L88 97L89 96V98H90V96H91V94H92V96L91 97H94V99H95V101H93V103L95 102L96 103V101H98V100H101L100 98H99V96H100V94H99V92H100V89H99V87L97 86L98 85V82H97V80H95V79H89L88 78ZM158 80V79H157ZM179 80V79H178ZM203 80V79H202ZM206 80V79H205ZM239 80V81H240ZM261 80V82H262V79H260ZM158 81V82H159ZM187 81V80H186ZM188 82H189V80H188ZM258 82V81H257ZM85 83V84H86ZM153 83H155V82H153ZM194 83V82H193ZM192 83V84H193ZM198 83V82H197ZM240 83V84H241ZM255 83V82H254ZM260 85V84H259ZM220 86H222V84H220ZM264 86V85H263ZM154 87H156V86H154ZM190 87V86H189ZM193 87H195V86H193ZM158 88V87H157ZM162 88H164V91H163V89ZM191 88V87H190ZM217 88H218V86L216 87V90H217ZM150 89H151V87H150ZM188 89V88H187ZM193 89V88H192ZM209 89V88H208ZM213 89H215L214 87H213ZM149 90V89H148ZM152 91V90H151ZM153 91V92H154ZM234 93V94H232V92ZM139 92V91H138ZM141 92V91H140ZM152 92V93H153ZM226 92V93H225ZM152 93H147V94H145L144 93V95H145V97H148L150 94H152ZM166 93V94H165ZM194 93V92H193ZM197 93V92H196ZM143 94V93H142ZM195 94V93H194ZM193 94V95H194ZM94 95V96H93ZM156 95H154V96H156ZM225 95V96H226ZM232 95V96H231ZM143 97V96H142ZM16 94H14V95H12V96H10V100H16ZM145 99V98H144ZM230 99V98H229ZM132 100V99H131ZM135 100V99H134ZM228 100V99H227ZM141 101V100H140ZM140 101H138V102H140ZM146 101V100H145ZM102 102V101H101ZM130 102V101H129ZM134 102V101H133ZM144 102V101H143ZM148 102V101H147ZM99 103H100V101H99ZM103 103V102H102ZM132 103V102H131ZM142 103V102H141ZM220 103V102H219ZM140 104V103H139ZM150 104V103H149ZM106 105V104H105ZM133 105H134V103H133ZM132 104H130L129 103V105H128V108H130L131 109V107L133 106ZM136 105V104H135ZM252 105V104H251ZM107 106V105H106ZM111 107H112V105H109V107L106 109L107 111L109 110V109H111ZM135 107V106H134ZM136 107H137V105H136ZM143 107H144V105H143ZM148 107H150V105L148 106ZM155 107V106H154ZM223 107H225V106H223ZM153 108V107H152ZM165 108V107H164ZM167 108V107H166ZM220 108H222V107H220ZM219 108V109H220ZM39 109V110H38ZM129 109V110H130ZM225 109H227V108H225ZM245 109H247V110H245ZM38 110V111H37ZM136 110V109H135ZM150 110V109H149ZM149 110H147V111H149ZM154 110H156V109H154ZM153 110V111H154ZM160 110H162V109H160ZM218 110V109H217ZM221 110V109H220ZM222 110H224V109H222ZM8 111L9 110H7V109H5V110H3V112H1V114H0V123L3 125L5 122H6V120L8 119V116H9V113H8ZM46 112L44 115H43V112ZM152 111V112H153ZM158 111V110H157ZM226 111V110H225ZM256 111V110H255ZM135 112V111H134ZM140 112H141V110H140ZM143 112V111H142ZM150 112H151V110H150ZM161 112V111H160ZM164 112V111H163ZM194 112V111H193ZM224 112V111H223ZM138 113V112H137ZM147 113V112H146ZM197 113L199 114V116L197 115ZM210 113V114H211ZM218 113V112H217ZM253 113V112H252ZM251 114V113H250ZM143 117L145 116V114H141ZM215 115V114H214ZM136 116H137V114H136ZM142 116H140V117H142ZM147 116V115H146ZM145 116V117H146ZM162 116H163V113H162ZM216 116V115H215ZM169 118V117H168ZM24 120V119H23ZM65 120L67 121V118H65ZM141 120V119H140ZM153 120V119H152ZM151 120V121H152ZM161 120H163V119H161ZM160 120V121H161ZM150 121V118H149V116H147L146 118H143L142 120H141V126H139V128H137V129H134L133 131H132V133H130V135H128L127 137H124V139H125V141L127 140V139H132V140H134V139H141L140 141H138V144H146L147 146L150 144V142L151 141H153V137H152V135H148L146 138L145 137H143V135H142V131L144 130V129H150V131H153L154 132V130H156L155 128L158 126L157 124H155V123H153V121H155V120H153L152 122ZM211 121V122H210ZM252 121V120H251ZM53 122H55V121H53ZM57 122H59V121H57ZM62 122V121H61ZM60 122V123H61ZM69 123H71V119H70V121H68ZM156 122V121H155ZM56 123V122H55ZM54 123V125L56 126V124ZM137 123V122H136ZM165 123V122H164ZM228 123V122H227ZM228 123V124H229ZM59 124V123H58ZM139 124V123H138ZM53 125V127H52V129L55 127ZM61 125V124H60ZM135 125V124H134ZM159 125H162V124H160L159 123ZM251 125V124H250ZM59 126V125H58ZM78 126V125H77ZM163 126V125H162ZM167 127H168V124L166 125ZM166 126H163V129L166 127ZM187 126H189V131L187 132ZM229 126V125H228ZM246 126V127H245ZM42 127H44V125H42ZM64 127V126H63ZM62 127V128H63ZM159 127V126H158ZM158 127H157V129H158ZM250 127V126H249ZM31 129L29 130L30 131V134L33 132L32 130V128L33 127H30ZM160 128V127H159ZM162 128V127H161ZM246 128V129H245ZM55 129V128H54ZM58 129V128H57ZM152 129V130H151ZM168 129H169V127H168ZM217 130V133H216V135L214 136V138H213V136H211V134L213 135V132H216V130ZM50 130H51V128H50ZM56 130V129H55ZM59 130V129H58ZM158 130H160V129H158ZM184 130V129H183ZM215 130V131H214ZM52 131V133L54 132V130H51ZM63 131V130H62ZM148 131V130H147ZM161 131V130H160ZM168 131V130H167ZM172 131V133H174ZM59 132V131H58ZM81 132H82V130L80 129V127L78 128H76V136L78 137V136H81L82 134H81ZM51 133V134H52ZM65 133V132H64ZM63 133V134H64ZM159 133V132H158ZM179 133V132H178ZM181 133V134H182ZM30 134H28V135H30ZM62 134V135H63ZM144 134V133H143ZM161 134L163 135V133L162 132H160V137H161V139H164V138H162V136H161ZM168 134H169V131H168ZM215 134V133H214ZM54 136H55V133L53 134ZM59 135H61V134H59ZM58 135V136H59ZM174 135V134H173ZM32 136V135H31ZM129 136H130V138H129ZM33 137H35V136H33ZM37 137V136H36ZM39 137H43V136H39ZM45 137V136H44ZM43 137V138H44ZM53 137V136H52ZM51 136L49 137V138H52ZM63 137V136H62ZM165 137V136H164ZM176 137V136H175ZM178 137H179V135H178ZM46 138V137H45ZM58 138V137H57ZM76 137H73V141L71 140V143H70V145H71V151H72V158L69 160L68 158H64V157H61V158H63L62 160L63 161H61V160H59L60 158H59V156L57 157V156H54V154L55 153H57V152H55L54 153V149H55V146H54V148H53V146H51V147H48V146H50V143H52V141L54 140H52L50 143H48L47 144V146H46V149H42V150H44L45 151V153H43V152H40V153H43L44 155H41V156H39V157H35V155L33 154V153H35V150L38 148L37 146H40V145H38L40 142V140H42V139H40L35 145H31V143H30V140L29 139H31V137L30 138H28L27 139V145H26V153H27V171H30L32 168H34L36 165V162L39 164V165H41V166H44V167H46V170H48L49 168H54L55 169V167L58 165V164H60V163H64L65 161L69 164L70 162H74V164H75V166L77 167V168H80V167H84V166H87V162L91 159V157H94L95 155H97V153H94L93 151H92V149H87L85 146V142L83 143V141H82V143L83 144H81V143H77V141L76 140H74ZM78 138H81L82 139V136L81 137H78ZM37 139H38V137H37ZM62 139V138H61ZM80 139V140H81ZM136 139V140H137ZM167 139V138H166ZM183 139V138H182ZM255 139V138H254ZM257 139V138H256ZM33 140V139H32ZM34 140H36V139H34ZM55 140H57V139H55ZM229 140H231V142H229ZM47 141H48V139H46L45 141H44V143L46 142L47 143ZM59 141V140H58ZM64 140L62 139V142H63ZM162 141V140H161ZM258 140H256V142H257ZM13 142H14V145H13V147H14V149H13V152L16 150V140H13L11 143L13 144ZM34 142V141H33ZM133 142H135L136 144H137V142L136 141H133ZM42 143H43V141H42ZM45 143V144H46ZM59 142H57V144H58ZM151 143H154V142H151ZM178 143V142H177ZM181 143V142H180ZM216 143V144H215ZM262 143V142H261ZM34 144V143H33ZM53 144H54V142H53ZM61 144V143H60ZM81 144V145H80ZM176 144V143H175ZM174 144V145H175ZM218 144V145H217ZM253 144V145H252ZM258 144V143H257ZM37 145V146H36ZM42 145H44V144H42ZM62 145H63V143H62ZM85 145V146H84ZM145 145V147H147ZM152 145V144H151ZM151 145H149L148 147H150ZM154 145H155V143H154ZM178 145V144H177ZM176 145V147H179V146H177ZM60 145H58L56 148H58ZM65 146V145H64ZM136 146V145H135ZM135 146H134V148H135ZM252 146V148L250 149V147ZM37 147V148H36ZM41 147V146H40ZM39 147V148H40ZM60 147H62V146H60ZM59 147V148H60ZM147 147V148H148ZM217 147V148H216ZM223 147V146H222ZM221 147V148H222ZM229 147V146H228ZM256 147V146H255ZM39 148L37 149V152H38V150H39ZM89 148V147H88ZM134 148L133 149H128L127 151H126V153H125V155L126 156H122L123 158H120L119 156H117V157H114V159H112V160H109L108 161V165H107V171H110V172H115L116 170H117V167L119 166V165H121L122 164V162L124 161V160H128V159H130V156L131 157H133V159H135L137 156H136V154H135V150H134ZM137 148V147H136ZM141 149H143L142 147H140ZM172 148V147H171ZM207 148V149H208ZM224 148V147H223ZM231 148V149H232ZM258 148V147H257ZM261 148V147H260ZM259 148V149H260ZM61 149V148H60ZM138 149V148H137ZM149 149V148H148ZM170 149V148H169ZM42 150H40V151H42ZM56 150V149H55ZM129 150H130V152H129ZM154 150V149H153ZM173 150V149H172ZM254 150V149H253ZM256 150V149H255ZM25 151V150H24ZM57 151H59V150H57ZM139 151V150H138ZM137 151V152H138ZM152 151V150H151ZM157 151V150H156ZM174 151V150H173ZM176 151V150H175ZM174 151V152H175ZM183 151V150H182ZM223 151V150H222ZM258 151V150H257ZM262 151H263V149H262ZM30 152H32V154L34 155V156H32L31 155V153ZM158 152V151H157ZM179 152V151H178ZM184 152V151H183ZM207 152V153H208ZM228 152V151H227ZM260 152V151H259ZM161 153V152H160ZM159 153V154H160ZM261 153V152H260ZM264 153V152H263ZM59 154H61V153H59ZM190 154V153H189ZM192 154V153H191ZM190 154V155H191ZM192 154V155H193ZM208 154V155H209ZM51 155V156H50ZM57 155H58V153H57ZM62 155V154H61ZM135 155V156H134ZM173 155V154H172ZM187 155V154H186ZM191 155V156H192ZM202 155V154H201ZM206 155V154H205ZM220 155V156H221ZM157 156H158V154H157ZM178 156V155H177ZM177 156H176V160H177ZM35 157V158H34ZM135 157V158H134ZM180 157V156H179ZM59 158V159H58ZM120 158V159H119ZM193 158V160L195 161V159H196V157H195V159H194V157H192ZM191 158V159H192ZM231 158V157H230ZM235 157H232V161L233 160H235L234 159ZM58 159V160H57ZM64 159H65V161H64ZM183 159H185V158H183ZM198 159V158H197ZM200 159V158H199ZM175 160V162L176 163H174V164H172V166H171V173H169V171L168 170H166V171H161V169H160V167L156 164V165H154V163H153V165H150V166H148V167H143V171H138L137 169L135 170V174H133L134 176H133V179L130 177V176H126V179L127 180H129V181H131V180H134V177H135V181H137V180H139V181H142L143 182V180H145V183L144 184H146V182H148L147 183V185H149V187H148V189L150 188V190H148V192L150 191V193H149V195L151 196V200H152V198H153V201H154V203H152V204H150L149 206H151V208L152 207H154V204H155V207H157L158 209H160L161 207H162V204L164 203H166V201H169L170 203L168 204V205H170V207H172L173 209H175L174 207H173V205L174 204H176L177 203V199H179L180 198V200H181V198H182V200H183V196H181V195H179V193L177 194V192H179L181 189H179V191L177 190V187H178V185H180V183H178V181H181L182 179H187L188 181L191 179H189L188 177H186L185 175H187L188 176V174H187V172H185L184 173V171H182L181 169H179V167L177 166V164H178V162L179 161H176ZM192 160V161H193ZM95 161H99V160H95ZM135 161V160H134ZM197 161V160H196ZM195 161V162H196ZM211 161H213L212 162V164H210V162ZM229 161V160H228ZM194 162V163H195ZM234 162V161H233ZM127 163V162H126ZM228 163H230V162H228ZM235 163V162H234ZM66 164V163H65ZM236 164V163H235ZM63 166L64 164H60L59 166ZM99 165V164H98ZM123 165V164H122ZM126 165H128V163L126 164ZM189 165V164H188ZM237 165V164H236ZM237 165V166H238ZM24 166V165H23ZM59 166H58V169L61 171V169L59 168ZM66 167H67V165H65ZM64 166V167H65ZM230 166V165H229ZM120 167V166H119ZM123 167V166H122ZM211 167H214V169H215V179H214V181L213 182H210L209 181V171H210V169H211ZM63 168V167H62ZM69 168V167H68ZM167 168V167H166ZM230 168H232V167H230ZM16 164L15 163H12L11 164V170H12V173H14L16 170ZM25 169V168H24ZM52 169H50V170H48V172L49 171H51ZM64 169V168H63ZM120 169H122L121 167H120ZM239 169V168H238ZM0 170H3V169H1L0 168ZM240 170V169H239ZM72 171V170H71ZM93 171H97V172H100L101 170H100V168L98 167V166H94V168H93ZM106 171V172H107ZM231 171V170H230ZM53 172H57V171H54L53 170ZM63 172H64V170H63ZM68 172H70V171H68ZM118 172V171H117ZM239 172V171H238ZM50 173V172H49ZM62 173V172H61ZM61 173H59L60 174V176H62L61 175ZM72 172H70V174H71ZM109 173V172H108ZM189 173V172H188ZM223 173V172H222ZM228 173V172H227ZM59 174H57L56 176H59ZM64 174V173H63ZM66 174V173H65ZM109 174H111V173H109ZM114 174H116V173H113L112 175H114ZM128 174V173H127ZM183 174H185V175H183ZM67 175H69V174H66V176ZM72 175H73V173H72ZM120 175V174H119ZM170 175H172L173 177H174V179L172 180V187H171V189L169 190V192L170 193H168V194H166L167 192H165L164 191V184H163V181L165 182V180H169V181H171L170 179H169V177H170ZM231 175H232V173H231ZM236 175V174H235ZM70 176V175H69ZM121 176V175H120ZM123 176V175H122ZM171 176V177H172ZM183 176H185V177H183ZM232 176H234V175H232ZM240 176V175H239ZM76 177H77V175H76ZM78 177H82L81 178V180L82 181H80L81 183H77L76 181H78V180H76L75 182L80 186L81 185V187L83 186L84 188H88L89 189V187H90V185L93 183V181H94V176L92 175V174H89V173H85V172H82V176H78ZM110 177V176H109ZM114 177H115V175H114ZM114 177H110V179H111V182H113V183H115V179H116V177L114 178ZM118 177V176H117ZM125 177V176H124ZM123 177V178H124ZM222 178H223V175H222ZM225 178V177H224ZM59 179V178H58ZM65 179H67V180H69L70 178H65ZM74 179V178H73ZM118 179V178H117ZM120 179H121V177H120ZM232 179V178H231ZM235 179V178H234ZM75 180V179H74ZM212 180V179H211ZM237 180V179H236ZM63 181V180H62ZM134 181V182H135ZM169 181H166V182H169ZM61 182V181H60ZM70 182V181H69ZM72 182V181H71ZM234 182H236V181H234ZM234 182H232V183H234ZM68 183V182H67ZM74 183V182H73ZM73 183H70L69 184V186H71V184H73ZM137 183V182H136ZM205 184V185H204ZM78 185H76L77 187H78ZM138 185V184H137ZM207 185V186H206ZM67 187H68V185H66ZM73 186V185H72ZM75 186V185H74ZM82 187V188H83ZM190 187H191V185H190ZM194 187V186H193ZM75 188V187H74ZM83 188V190H85ZM78 189V188H77ZM81 189V188H80ZM190 189V188H189ZM188 189V190H189ZM193 189V188H192ZM231 189V188H230ZM229 189V190H230ZM74 189L72 188H67L64 192L66 193H68V191L69 192H71V191H73ZM76 190V189H75ZM166 190V189H165ZM168 190V189H167ZM182 190H184V189H182ZM232 190L233 189H231V191L230 192H232ZM61 191H62V189H61ZM63 192V193H64ZM184 192V191H183ZM187 192V191H186ZM225 192V191H224ZM62 193V192H61ZM62 193V194H63ZM261 188L259 187V184L258 185H252V186H247V188H246V190H245V192H244V196H245V198H248V199H255V198H257V197H259L260 195H261ZM181 194V193H180ZM233 194V193H232ZM235 194V193H234ZM233 194V195H234ZM221 195V194H220ZM149 196V197H150ZM186 196H187V194H186ZM216 197V198H217ZM125 199V198H124ZM129 199V198H128ZM74 200H76V199H72V201H74ZM179 200V201H180ZM214 200V201H213ZM129 201V200H128ZM176 201V203H174ZM178 201V202H179ZM152 202V201H151ZM200 203H199V206H200ZM232 203V202H231ZM230 204V203H229ZM233 204V203H232ZM41 205V204H40ZM33 206H35V205H33ZM142 206V205H141ZM145 206V205H144ZM143 206V207H144ZM209 206V207H208ZM79 207H81V206H79ZM35 208H36V206H35ZM50 208V207H49ZM71 208V207H70ZM140 208V207H139ZM144 208H148V205L146 206V207H144ZM196 208H197V206H196ZM141 209V208H140ZM143 209V208H142ZM142 209L140 210V211H142ZM157 209V210H158ZM164 209V208H163ZM201 209V208H200ZM35 210V209H34ZM38 210V209H37ZM43 210H45V212L46 211H48V207H45L44 206V208H43ZM105 210V209H104ZM147 210V211H146ZM149 209H145V210H143V211H145V214L147 213V212H149L148 211ZM152 210V209H151ZM155 210V209H154ZM202 210V209H201ZM72 211V210H71ZM79 211V212H78ZM156 211V210H155ZM168 211V210H167ZM198 211V210H197ZM200 211V210H199ZM206 211V210H205ZM32 212H33V210H32ZM66 212L67 213H69L70 212V209L68 208L67 210H66ZM203 212V211H202ZM42 213V212H41ZM44 213V212H43ZM71 213V212H70ZM75 213H76V216L78 217V219H80V216H82V217H86L87 216V214H90L87 210H83V208H78L76 211H75ZM205 213V212H204ZM74 214V213H73ZM34 215V214H33ZM206 215V214H205ZM204 216V215H203ZM32 219V218H31ZM54 219V218H53ZM31 224H33V223H31ZM207 224V223H206ZM229 224L230 225H232L231 227H234L235 226V223L234 222H229ZM229 224H227V225H229ZM202 226V225H201ZM206 227V226H205ZM67 228L70 230V233H73L74 232V229H75V227L73 226V225H71L70 227H68L67 226ZM134 228V227H133ZM203 228V227H202ZM69 230H68V232H69ZM121 231V230H120ZM12 235V234H11ZM134 237V236H133ZM132 237V238H133ZM153 238L154 236L153 235H147V234H141L140 235V238L138 239V242L142 245V244H144L145 243V241H147V239H149V238ZM11 238V237H10ZM81 241H84L85 242V237H78ZM14 240V239H13ZM149 241H151V240H149ZM223 241V240H222ZM134 242V241H133ZM81 243V242H80ZM83 243V242H82ZM89 243V242H88ZM4 248V247H3ZM96 248V247H95ZM5 249V248H4ZM2 250V249H1ZM122 250V249H121ZM8 251V250H7ZM1 252H3V251H1ZM9 252H11V251H9ZM214 252H216V251H214ZM130 251L128 250L127 252H126V254L129 256L130 254ZM1 254V253H0ZM212 254V253H211ZM4 256V255H3ZM119 257V256H118ZM2 258V257H1ZM11 258V257H10ZM5 259V258H4ZM2 260H3V258H2ZM9 260V259H8ZM117 260V259H116ZM13 262V261H12ZM58 262V261H57ZM6 263V262H5ZM11 263V262H10ZM10 263H8V264H10ZM59 263V262H58ZM57 263V264H58ZM1 264V263H0ZM11 264H15V263H11ZM59 264H61V263H59Z\"/></svg>",
	"mask_w": 264,
	"mask_h": 264
}]
</instances>
